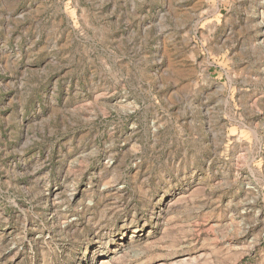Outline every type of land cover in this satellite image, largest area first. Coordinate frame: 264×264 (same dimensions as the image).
Returning <instances> with one entry per match:
<instances>
[{
  "label": "rangeland",
  "instance_id": "1",
  "mask_svg": "<svg viewBox=\"0 0 264 264\" xmlns=\"http://www.w3.org/2000/svg\"><path fill=\"white\" fill-rule=\"evenodd\" d=\"M0 264H264V0H0Z\"/></svg>",
  "mask_w": 264,
  "mask_h": 264
}]
</instances>
